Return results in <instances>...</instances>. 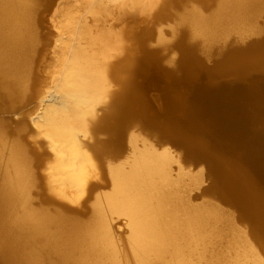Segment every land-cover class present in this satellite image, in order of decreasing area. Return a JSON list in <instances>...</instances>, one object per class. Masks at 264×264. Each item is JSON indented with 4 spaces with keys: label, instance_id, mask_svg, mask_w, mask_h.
Here are the masks:
<instances>
[{
    "label": "bare ground",
    "instance_id": "6f19581e",
    "mask_svg": "<svg viewBox=\"0 0 264 264\" xmlns=\"http://www.w3.org/2000/svg\"><path fill=\"white\" fill-rule=\"evenodd\" d=\"M43 1L51 3L0 0V96L25 94L37 5ZM106 1L132 4L134 10L120 6L121 18L95 24L96 31L78 22L71 39L62 38L57 83L32 118L52 149L45 177L35 178L21 147L8 157L0 187V264H264V242L255 243L256 233L264 232V197L253 182L255 166L245 160L264 146V122L234 133L230 146L241 145L244 152L214 157L208 166L182 164L170 148L140 147L134 135L125 150V130L141 114L144 97L137 94V73L125 89L124 84L112 90L109 79L124 82L121 72L140 65L139 46L153 37V19L139 16L136 8L165 9L176 0L87 5L108 12ZM218 1L209 16L193 9L182 17L192 35L212 42L228 28L250 30L263 0ZM117 24L140 28L131 51L115 33ZM246 60L264 66V39L230 50L217 62L230 69L211 73L227 75ZM261 79L249 89L220 82L211 90L193 81L169 97L178 98L182 111L209 117L203 127L195 125L198 133L231 136V128L255 121L252 113L240 119L227 111L243 108L240 93H234L245 90L254 99L250 111H263L264 74ZM193 87L200 102L195 112L189 102ZM178 142L200 159L212 157L214 144L205 137Z\"/></svg>",
    "mask_w": 264,
    "mask_h": 264
},
{
    "label": "rangeland",
    "instance_id": "374dc122",
    "mask_svg": "<svg viewBox=\"0 0 264 264\" xmlns=\"http://www.w3.org/2000/svg\"><path fill=\"white\" fill-rule=\"evenodd\" d=\"M105 3L108 5V12L89 9L87 0H51V3L43 1L37 5L38 21L34 26V43L28 63L25 94L12 98L8 95L0 96V187L8 166V157L16 147L24 149L30 160L31 168L34 170L35 178L45 177L51 164V160L48 162L47 160L52 158V149L47 143L48 138L33 123L32 118L41 112L40 100L48 95L57 83L62 38L65 37V41L71 39L76 25H80L78 22L89 23L91 29L96 31L94 30L97 29L95 24L100 25L108 19L112 22L121 18V7L125 6L127 11L134 10L132 4H121L120 7L113 1ZM218 6V0H176L165 9H160L157 6L149 10L136 8L139 16L153 19V37L147 42L139 43L136 61L140 65L135 69L121 72L120 77L124 82L113 77L109 79L111 82L109 86L112 90H118L124 84L125 89V82L137 73V94L144 97L139 105L142 107L141 114L132 117L125 130L123 139L125 150L128 151L129 148V137L134 135L140 147L149 146L158 150L170 148L182 164L208 166L210 160L215 161L214 157L228 159L234 155L237 156L236 152L238 154L244 152L245 147L241 145L230 146L229 142L235 140L234 133H240L245 126L253 127L254 124L259 125L264 122V110L251 112L250 105L254 99L246 94L245 90H240L234 95L240 93L238 101L240 107L243 105L242 110L236 111V114V109L227 111L240 119L252 116V113L254 115L252 119L255 121L247 120L245 125L231 128V136H228L229 133L219 132V135L209 137L206 134L198 133V129L195 128L196 124L203 127L209 117L204 116V113L194 115L190 111H182L177 105L178 98L171 99L169 97L173 92L177 93L192 84L193 81H198L200 85L213 90L214 87L220 85V82L235 83L240 88L249 89L251 83L262 80L264 66L260 65V61L246 60L247 62H244L241 67L227 75L213 74L211 70L215 68L218 71L230 69L224 66L218 67L217 62L222 61L224 56L234 48H244L253 41L264 39V0L259 13L255 15L253 24L249 26L250 30L228 28L212 42L205 37L192 35L188 22L183 21L182 17L193 9L209 16L216 12ZM139 29L123 28V24H117L115 33L123 39L131 51L132 45L137 44L134 37ZM79 43L81 46H88L85 39H81ZM210 79L219 81L211 83ZM223 94L216 96L219 102L220 97L224 96ZM170 102L174 104L172 108L167 107ZM189 102L192 104L194 112L199 109L200 102L194 92V87L190 93ZM260 104L264 105V97H261ZM219 107L217 109L221 110V105ZM167 124L168 127H166ZM166 132L171 135V138ZM187 137L208 139L211 144H214L211 152L212 157L203 158L204 156H202L200 159L191 154L185 143L178 142ZM255 149H257L255 156L246 157L245 160L250 167L251 165L255 166L252 171L253 182L256 190L261 192L264 197V146H258ZM256 235V244H260V241L264 242V232H258Z\"/></svg>",
    "mask_w": 264,
    "mask_h": 264
},
{
    "label": "water",
    "instance_id": "95a60500",
    "mask_svg": "<svg viewBox=\"0 0 264 264\" xmlns=\"http://www.w3.org/2000/svg\"><path fill=\"white\" fill-rule=\"evenodd\" d=\"M236 86V85H235Z\"/></svg>",
    "mask_w": 264,
    "mask_h": 264
}]
</instances>
